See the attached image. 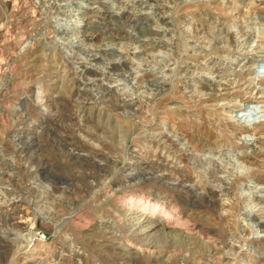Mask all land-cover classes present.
Returning <instances> with one entry per match:
<instances>
[{"label":"rangeland","instance_id":"1","mask_svg":"<svg viewBox=\"0 0 264 264\" xmlns=\"http://www.w3.org/2000/svg\"><path fill=\"white\" fill-rule=\"evenodd\" d=\"M243 1L0 0V264H264V199L222 173L244 135L217 84L242 63L208 48L264 25Z\"/></svg>","mask_w":264,"mask_h":264},{"label":"bare ground","instance_id":"2","mask_svg":"<svg viewBox=\"0 0 264 264\" xmlns=\"http://www.w3.org/2000/svg\"><path fill=\"white\" fill-rule=\"evenodd\" d=\"M246 1L247 0H244L243 2H246ZM254 3H256V2L255 1L252 2V5H254ZM227 4H228V9L232 8L233 2L228 3V1H227ZM243 4H245V3H243ZM252 5H251L250 9H252V7H253ZM64 6L62 4H57L56 2L50 3V10L51 11L54 10L55 13L57 12L56 15H58V14L63 15L64 13H66V9H67V7H64ZM123 10H125V9H123ZM232 11L233 10L231 9L230 12H232ZM65 17H67V16L65 15ZM61 18H63V17H61ZM72 18H74V17H71L70 19L65 18L63 20L62 19L59 20L60 18L56 17L54 19V22L56 23V26L58 27L59 30L65 31L66 29H71V28H76V30L80 29V27H81L80 23L81 22L80 21H74V19H72ZM71 20L74 21L76 23V25L75 24L72 25L73 22ZM77 24H80V25H77ZM228 24H229V22H228ZM232 25L229 26V28H227L226 30L221 28L222 30H221L220 34L218 32L219 37L214 39V37H215V35H214V37H213L214 40H213V42L209 43L210 47H208L209 51H211V48H212V49H215L217 52L221 53V55H217V57L219 56L220 58H222V61H224L225 59H226L225 61H227V60L231 61V64H229V66H231L232 69L235 68V65H233V63H236V62L242 63V65L236 66L237 68L239 67L240 70H236L237 72L236 71L235 72L238 74V76L236 74L235 75H236L237 79H238V77L240 78V76H243L245 78V81L241 80V82L239 80H233L230 84L228 83L227 85L221 84V82H218V84H217L218 85L217 89L218 88L221 89L220 91H223L225 94L224 100H227L228 98H230V96H233V98L231 100H229L230 101L229 104L231 103V101L233 102V104L235 101H237L235 103L234 109L229 108L230 106L228 108H226L225 105H221V107H222V111L224 113L231 115V116L233 114H235V116H232V117L230 116L228 119L231 122L233 130L238 132L240 135H244V139L241 138V139H243V141H241V139H240L239 142L236 143L237 148H235L236 146L234 147L236 153L233 154L232 157L234 159L232 161L235 160V162L230 161V163H228V165L230 166V169H228L226 172H222V173H227V175L229 174L228 176L231 177L230 179L226 178L227 181L230 182L227 185L229 187L231 186V188H233L235 185L238 186L239 182H242V183H245L248 185L247 191L244 190L245 192H243L242 197H244V199L251 200V199H256V198L258 199L261 197L264 199V196H263L264 194L262 193V191L260 192V188H262L261 186H264V176L259 175L260 173L264 172V157L263 158L260 157L261 153L259 155V152L261 151L262 146H264V138H263L264 137V102L256 103V102L252 101L254 98L252 96L254 94L255 95L264 94V25L256 17H254L252 20H250L248 23V26L245 28H243V27L241 28V27L234 26V25L232 26ZM77 38H78V36L76 37V39ZM209 39H212V36ZM68 40H67V42H68ZM65 42H64V44H65ZM68 43H70V42H68ZM156 44H158V42ZM161 49H163V48H161ZM207 52H208V50H207ZM217 52H216V54H217ZM209 55H212V54H209ZM108 62H110V61H108ZM84 68L87 69L88 66L87 67L84 66ZM90 68H92V65L89 66L88 69L90 70ZM229 69H230V67H229ZM130 78H131V75H130ZM233 84H236L235 86L237 87V89L236 88H230V86ZM208 87L209 86H203V90H207V91L210 90ZM202 92H204V91H202ZM199 93H201V92H199ZM236 93H241V94L245 95L249 100L247 102L241 103V101H238L237 99H235L236 97L234 95ZM202 95L203 94H201V96ZM169 137H170L171 141H174V139H176V140L178 139V136H176V135L175 136L170 135ZM248 138H250L252 140V142H253L252 144H250L251 140H247ZM241 145L242 146L246 145L247 148L244 150L241 147H239ZM183 147H184V145L181 148H183ZM201 156L202 157H200V158L206 159L207 155L202 154ZM224 182H226V181H224ZM221 189H223V188H221ZM228 191H227V193H228ZM229 193H230V191H229ZM225 194H226V192H225ZM227 195H229V194H227ZM258 196H260V197H258ZM226 197H228V196H226ZM242 197H240V198H242ZM227 199H229V198H227ZM242 200H243V198H242ZM148 208H149V205H145V203H143V202L140 204H135L133 202H129L128 207H127V209L130 212H140V211L143 212V211L147 210ZM156 209L158 211V207L154 208V210H156ZM159 212H160V210H159ZM168 216H169V214H168ZM173 218L174 217H169V218H167V220L171 221ZM256 231L258 232V230H256ZM100 232H102V231H100ZM30 240H31V238H30ZM254 240H256L257 242H258V240H264V235L261 238L256 236L254 238ZM123 248L131 249V245H127L124 243ZM234 255L235 254H233L232 256H234Z\"/></svg>","mask_w":264,"mask_h":264}]
</instances>
